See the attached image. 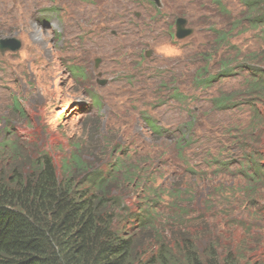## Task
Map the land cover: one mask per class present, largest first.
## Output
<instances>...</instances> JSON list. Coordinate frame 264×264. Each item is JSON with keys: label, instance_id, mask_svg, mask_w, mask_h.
Masks as SVG:
<instances>
[{"label": "rangeland", "instance_id": "374dc122", "mask_svg": "<svg viewBox=\"0 0 264 264\" xmlns=\"http://www.w3.org/2000/svg\"><path fill=\"white\" fill-rule=\"evenodd\" d=\"M31 1L34 4L29 14H23L24 3L20 4V0L16 10L0 11V40L15 37L21 41L16 51L0 50V168L11 171L20 161L10 154V147L2 148L3 142L23 148L34 161L50 156L61 178L69 174L80 180L88 174H107L120 160L139 170L147 165L149 172L145 177L150 174L149 178L139 181L137 187L121 177L113 183L121 189L113 193L121 198L118 202L122 207H117L122 219L120 226L129 232L140 223L131 222L128 215L134 213L133 220L143 219L150 211L152 218L158 217L153 226L155 232L151 234L166 231L171 237L181 231L178 237L191 238L196 245L200 238L188 232L183 225L185 217L189 216L192 222L200 220L197 212L200 200H214L204 194L207 187L230 184V181L173 175L182 164L180 154L175 161L172 158L177 153H174L178 149L177 141L184 138L185 142L189 138L188 120L211 109L201 86L190 76L197 72L190 56L197 57L201 47L212 44L214 27L218 26L215 23L226 26L221 21L226 22L228 17L221 19L219 14L228 12L235 18L243 12L242 1L164 0V4L157 6L159 15L150 0ZM0 4L8 3L0 0ZM179 17L186 18L187 27L194 31L184 39L176 36L170 39L166 25L172 24V32H176ZM235 26L237 22L233 21L230 28ZM243 29L240 35L234 31L239 36L232 38L233 41L244 42L249 37L247 25ZM32 31L37 34L32 36ZM162 41L179 47L182 54L172 58L154 54L153 48ZM213 50H207L206 54L213 55ZM140 53L144 58L134 67L137 73L122 75L119 69L123 67L115 69L114 62L122 56L126 63H131L130 58ZM97 58L101 60L99 68ZM215 63L208 68L212 75L220 74V70L211 69ZM99 79L107 83L100 84ZM237 79L239 75L216 76L210 89L230 86ZM167 84L170 88L164 91ZM154 94L159 95L153 97ZM225 114L214 111L213 116L219 118ZM154 126L160 133L154 132L152 137ZM196 133L200 134L201 130ZM199 136L193 137L190 146H184V158L193 156ZM73 157L80 159L86 169L72 170L69 164L65 168L64 162L72 163ZM178 194L180 201L175 200ZM219 202L229 200L221 197ZM186 204L193 207L185 211ZM230 214L231 226L224 231L232 233L238 246L250 227L255 240L262 238V219L250 218L244 203H234ZM215 221L219 226L223 223L220 217ZM138 236L152 240L147 232Z\"/></svg>", "mask_w": 264, "mask_h": 264}, {"label": "trees", "instance_id": "16d2710c", "mask_svg": "<svg viewBox=\"0 0 264 264\" xmlns=\"http://www.w3.org/2000/svg\"><path fill=\"white\" fill-rule=\"evenodd\" d=\"M241 1L243 12L235 18L228 12L219 14L221 19L228 17L221 21L226 26L215 23L212 44L200 48L198 59L190 56L197 67L190 76L201 86L211 109L188 120L189 138L177 141L172 158L175 161L180 154L184 164L172 170L173 175L230 181L207 187L204 194L214 200H200V220L185 217L183 225L200 241L195 245L191 238L182 240L178 237L181 231L171 237L166 231L151 234L158 217L152 218L150 211L145 218L134 220L130 213V221L140 224L129 232L120 226L117 207H122L121 198L113 193L121 189L113 183L121 177L137 187L139 181L149 178L150 174L145 177L147 165L139 170L120 160L109 168L108 175L98 172L80 180L69 174L61 178L50 156L34 161L23 148L3 142L2 148L10 147V154L21 164L19 161L11 171L0 168V264H264V235L255 240L250 227L238 246L232 233L224 231L231 226L230 207L239 202L244 203L250 218L262 219L264 228V0ZM233 21L237 26L230 28ZM244 25L249 37L244 42L233 41L238 35L234 31L240 35ZM212 48L215 53L208 56L206 51ZM213 61L211 69L220 70L218 75L208 69ZM238 75L240 79L230 86L210 89L216 76ZM166 88L170 84L164 91ZM214 111L226 114L217 118ZM154 132L160 133L158 127L154 126L152 137ZM196 135L200 140L195 142L202 146L184 158V146H190ZM69 162H64L65 168L69 164L72 170L86 169L78 158ZM221 197L229 202L220 203ZM175 200H181L179 194ZM191 207L186 204L185 211ZM216 217L223 222L220 226ZM145 232L152 240L138 236Z\"/></svg>", "mask_w": 264, "mask_h": 264}, {"label": "water", "instance_id": "95a60500", "mask_svg": "<svg viewBox=\"0 0 264 264\" xmlns=\"http://www.w3.org/2000/svg\"><path fill=\"white\" fill-rule=\"evenodd\" d=\"M156 2V5L159 7L161 6V1L160 0H154ZM187 19L186 18H182L179 17L177 19L176 22V32H175V36L178 39H184L186 37H189L194 29L193 28H188L187 27ZM21 46V43L19 40L15 39V38H9V39H4V40H0V49L2 50V52H5L6 50H13L16 51L17 49H19ZM150 53V52H148ZM97 64L99 63V60H96ZM100 84L105 85L107 83V81L105 80H99Z\"/></svg>", "mask_w": 264, "mask_h": 264}, {"label": "flooded vegetation", "instance_id": "af4514ba", "mask_svg": "<svg viewBox=\"0 0 264 264\" xmlns=\"http://www.w3.org/2000/svg\"><path fill=\"white\" fill-rule=\"evenodd\" d=\"M151 2H153L154 4H155V6H156V13L159 15V14H161V11L159 10V8L157 7V5H156V2L154 1V0H150ZM161 1V3H163L164 4V0H160ZM41 6H43V5H41ZM39 9V8H38ZM138 15L139 14H137V17H138ZM188 21V20H187ZM49 24L48 25H52L53 24V21L52 22H48ZM34 25H37L36 23H34ZM37 26H40V25H37ZM47 26V25H46ZM49 28V27H48ZM51 29H52V27H51ZM171 29V30H170ZM166 33L169 35V38L170 39H174V36H175V31H174V33L172 32V24H169V23H167V25H166ZM114 35L115 36H118V33L117 32H114ZM138 50H139V48H137ZM142 50H143V48H142ZM141 53H142V51H141ZM141 53L140 54H138V55H136V56H133V57H129L131 60H132V62L131 63H126V61L123 59V56L121 57V60H119V61H117V62H114V65H115V69H119V67H125V68H127V69H123V68H121L122 70H120L119 69V71H120V73H122V75H126V74H135V73H137V71H138V69L137 70H134V67H136L137 65H138V63H140V60L141 59H143L144 58V56L143 55H141ZM148 54H151V52L150 53H148ZM138 56H140V57H138ZM146 56H147V54H146ZM137 58H138V60H137ZM103 71L104 72H106L107 71V69H106V66L103 68ZM134 79V78H133ZM136 80V79H135ZM127 84H129V82H126Z\"/></svg>", "mask_w": 264, "mask_h": 264}, {"label": "clouds", "instance_id": "9594fccd", "mask_svg": "<svg viewBox=\"0 0 264 264\" xmlns=\"http://www.w3.org/2000/svg\"><path fill=\"white\" fill-rule=\"evenodd\" d=\"M154 49V54L163 57V58H172L176 56H180L182 51L179 47L168 41L160 42Z\"/></svg>", "mask_w": 264, "mask_h": 264}, {"label": "bare ground", "instance_id": "6f19581e", "mask_svg": "<svg viewBox=\"0 0 264 264\" xmlns=\"http://www.w3.org/2000/svg\"><path fill=\"white\" fill-rule=\"evenodd\" d=\"M6 2L8 3V4H6V5H4V4H0V11H5V12H7V13H9V12H12L13 10H16L17 9V0H16V2H15V4H13V3H10V1L9 0H6ZM21 3H24V7H21L23 10H22V12H23V14L25 13V14H29L30 13V10H31V8L33 7L32 6V4H34V2L33 1H31V0H20V4ZM32 11H33V9H32ZM36 11V10H35ZM17 13V12H16ZM19 13V12H18ZM17 13V14H18ZM4 14V13H3ZM14 17H16V16H14ZM17 18V17H16ZM86 20V19H85ZM70 24V23H69ZM89 24V23H88ZM79 26H80V24H79ZM78 26V27H79ZM25 28V27H24ZM32 28V27H31ZM80 29V28H79ZM33 33H34V35L32 34V36H35V34H37V31H32ZM33 38V37H32ZM70 41V40H69ZM44 57H46V55L44 54ZM43 59H45V60H47V58H43ZM5 79L6 80H9V78L8 77H6L5 76ZM5 81V80H4ZM8 82V81H7ZM6 82V83H7Z\"/></svg>", "mask_w": 264, "mask_h": 264}]
</instances>
